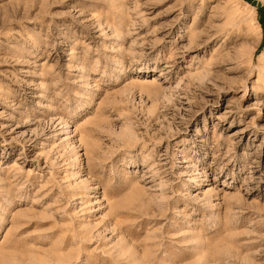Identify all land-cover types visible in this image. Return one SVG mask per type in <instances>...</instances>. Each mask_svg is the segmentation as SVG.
I'll list each match as a JSON object with an SVG mask.
<instances>
[{"label":"rangeland","instance_id":"374dc122","mask_svg":"<svg viewBox=\"0 0 264 264\" xmlns=\"http://www.w3.org/2000/svg\"><path fill=\"white\" fill-rule=\"evenodd\" d=\"M0 264H264V0H0Z\"/></svg>","mask_w":264,"mask_h":264}]
</instances>
